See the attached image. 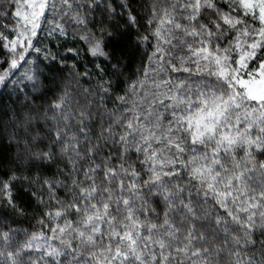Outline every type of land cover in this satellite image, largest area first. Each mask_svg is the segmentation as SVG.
<instances>
[{
    "label": "snow or ice",
    "instance_id": "6c2138e0",
    "mask_svg": "<svg viewBox=\"0 0 264 264\" xmlns=\"http://www.w3.org/2000/svg\"><path fill=\"white\" fill-rule=\"evenodd\" d=\"M0 21V264H264V0H0Z\"/></svg>",
    "mask_w": 264,
    "mask_h": 264
},
{
    "label": "trees",
    "instance_id": "16d2710c",
    "mask_svg": "<svg viewBox=\"0 0 264 264\" xmlns=\"http://www.w3.org/2000/svg\"><path fill=\"white\" fill-rule=\"evenodd\" d=\"M140 0H136V3H139ZM119 11V10H118ZM5 21H0V23H4ZM133 38H135L133 36ZM65 41H67V44L65 46L71 45L75 43V40L73 39L72 36H68L65 38H61L60 43H64ZM50 47L55 51L58 47L59 44L56 40L51 41L50 43ZM60 51L63 52V48H60ZM34 55V54H33ZM82 56H84V53H81ZM31 59V57H30ZM93 58L90 56H86L85 59L79 61L78 63L80 64V70L84 71L85 69L91 70L94 68V63L98 62V61H93ZM69 63H71V61H69ZM139 64V57H136L133 59V69L138 66ZM21 71H23V69H21ZM65 74H67V69H65ZM95 73H93L94 75ZM19 75V74H17ZM45 75H48L47 72H45ZM16 77H12L11 80H15ZM11 80L9 81V86L7 88H5L3 85H0V118L3 119H7L10 118L11 115V109L13 107V102L15 101V97L17 95V93L15 91L12 90V84H11ZM85 80H87V77H85ZM48 83V82H46ZM21 88H23V85H21ZM28 91H31V88L29 87ZM52 93H47V95H51ZM21 100H23V95L21 94ZM4 112H9V117H3V113ZM5 143H7V141H4ZM27 224V221L25 222Z\"/></svg>",
    "mask_w": 264,
    "mask_h": 264
}]
</instances>
